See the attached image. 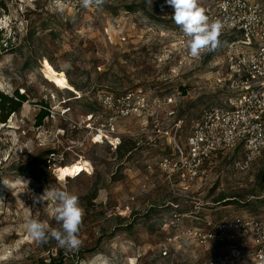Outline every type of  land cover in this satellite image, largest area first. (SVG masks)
Here are the masks:
<instances>
[{
  "label": "rangeland",
  "instance_id": "obj_1",
  "mask_svg": "<svg viewBox=\"0 0 264 264\" xmlns=\"http://www.w3.org/2000/svg\"><path fill=\"white\" fill-rule=\"evenodd\" d=\"M213 1L200 5L205 9ZM51 2L0 0V30L11 38L4 47L0 40V91L17 90L27 98L6 122L0 120V264H104L105 257L110 264H255L246 257L252 242L244 236L210 248L193 243L162 252L178 225L201 224L174 221L179 211L199 210L217 221L264 215V151L244 170L234 163L242 157L240 148L218 153L205 176L172 185L156 164L171 152L169 138L156 136L152 124L120 121V150L92 143L94 129L87 124L90 116L97 122L104 114L98 91L180 92L179 139L186 141L202 109L228 103L232 95L228 82L217 81L226 73L223 41L201 62L183 67L182 31L166 0H152V7L145 0H106L102 10L59 0L62 12ZM51 68L63 71L73 88L56 86L47 76ZM42 102L49 115L38 124ZM52 150L56 156L49 161ZM78 162L90 166L58 174V166ZM48 187L79 197L84 217L77 251L55 240L38 244L25 231L29 218L60 227L52 215L54 201L33 207L32 193L43 195Z\"/></svg>",
  "mask_w": 264,
  "mask_h": 264
},
{
  "label": "built area",
  "instance_id": "obj_2",
  "mask_svg": "<svg viewBox=\"0 0 264 264\" xmlns=\"http://www.w3.org/2000/svg\"><path fill=\"white\" fill-rule=\"evenodd\" d=\"M205 12L210 19H219L223 23L220 39L226 73L217 81L219 84L228 82L232 93L228 103L204 107L184 142L179 139L183 120L177 119L179 98L183 96L180 92L161 95L142 89L123 93L101 90L97 92L96 100L104 114L97 122L90 121L92 116L87 122L89 128L94 129L91 142L107 144L113 149L123 143L119 130L123 119L135 118L142 125L152 124L156 136L169 138L171 152L158 157L156 164L172 185L177 181L186 185L205 176L208 163L218 153L240 148L242 157L234 163L236 168L244 170L264 151V6L258 0H214ZM108 40L116 41L110 33ZM178 43L179 50L184 53L183 67L201 62L210 53L192 58L183 33ZM49 154V161L55 159V151ZM147 169L152 170V165L148 164ZM173 216L174 221L192 218L201 224L178 225L163 247L164 255L169 254V247L182 250L185 244L194 243L210 248L244 236L250 237L252 242L246 257L255 264H264V215H235L217 221L202 217L199 210H189ZM167 224L170 227V223Z\"/></svg>",
  "mask_w": 264,
  "mask_h": 264
},
{
  "label": "clouds",
  "instance_id": "obj_3",
  "mask_svg": "<svg viewBox=\"0 0 264 264\" xmlns=\"http://www.w3.org/2000/svg\"><path fill=\"white\" fill-rule=\"evenodd\" d=\"M106 0H80L81 7L87 9L95 7L102 10ZM147 6L152 7V0H145ZM59 0H52L50 7L62 12L58 7ZM166 4L173 10L172 19L181 29L189 55L198 58L206 52L217 50L221 45L220 39L223 32V23L212 20L200 5V0H166ZM5 185L7 183L3 181ZM8 186V185H7ZM33 207L44 201L55 202L52 212L53 218L59 228H50L47 221L29 218L25 223V231L36 243H48L55 240L56 244L69 252L77 251L82 241L79 231L83 222L84 209L80 205L79 197L60 188L48 187L43 195L32 193ZM2 200V198H0ZM104 264H110L104 258Z\"/></svg>",
  "mask_w": 264,
  "mask_h": 264
},
{
  "label": "trees",
  "instance_id": "obj_4",
  "mask_svg": "<svg viewBox=\"0 0 264 264\" xmlns=\"http://www.w3.org/2000/svg\"><path fill=\"white\" fill-rule=\"evenodd\" d=\"M0 40L2 41V46L4 47V43H11V38H6L3 35V31L0 30ZM74 86V84H72ZM27 100L26 95L19 93L17 90L14 91V93L12 95H8V94H4L0 91V120L3 122H6L7 118H9V116L18 111L22 105V103ZM43 104V108L41 110V112L38 115L37 118V123L40 124L43 120V118H45L46 116L49 115V107H48V103H44ZM123 143L120 145V147L118 148L119 150L122 148ZM51 152V151H50ZM49 152V153H50ZM180 207V205H178V208Z\"/></svg>",
  "mask_w": 264,
  "mask_h": 264
},
{
  "label": "bare ground",
  "instance_id": "obj_5",
  "mask_svg": "<svg viewBox=\"0 0 264 264\" xmlns=\"http://www.w3.org/2000/svg\"><path fill=\"white\" fill-rule=\"evenodd\" d=\"M47 76L56 86L60 88H71V89L73 88V86L68 82L67 75L63 71H58L54 68H51ZM82 162L74 163L69 167L58 166L57 168L58 174L71 175V174H75L78 170L83 169L85 165H88V167L90 166L88 162L85 163Z\"/></svg>",
  "mask_w": 264,
  "mask_h": 264
}]
</instances>
